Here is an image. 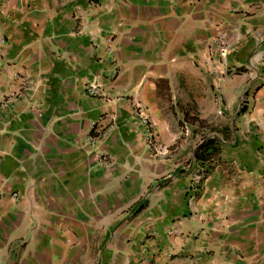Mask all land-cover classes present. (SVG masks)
Masks as SVG:
<instances>
[{
    "label": "crops",
    "instance_id": "obj_1",
    "mask_svg": "<svg viewBox=\"0 0 264 264\" xmlns=\"http://www.w3.org/2000/svg\"><path fill=\"white\" fill-rule=\"evenodd\" d=\"M0 104V264H264V0H0Z\"/></svg>",
    "mask_w": 264,
    "mask_h": 264
},
{
    "label": "built area",
    "instance_id": "obj_2",
    "mask_svg": "<svg viewBox=\"0 0 264 264\" xmlns=\"http://www.w3.org/2000/svg\"><path fill=\"white\" fill-rule=\"evenodd\" d=\"M209 47H213L212 48V50L214 51L213 55H216L215 60H216V62H218L222 66V68L225 72L226 70H225L224 57L227 55V47H226L224 37L221 36V37L217 38L214 41V43ZM213 60L214 59L209 54L206 61H205V65L207 67H209V69H212L211 67H212ZM88 91H89L90 95L96 94L95 89L92 87L89 88ZM3 106H4L3 104H0V110H2ZM137 112H138V117H139L140 121L142 122V124L144 125L145 130L147 132V138H148L150 147L153 149H157L158 145H156L154 137L151 134L150 122L148 121V118L146 117L144 110H142V108L140 106H137ZM202 139L200 140L199 143L202 142ZM158 150H161V148H159ZM205 176H206L205 168L202 165L198 164V166L196 167V169L194 171V174L190 178V191L193 194L200 191V186H201L202 182L205 180ZM191 199L194 200V196H192Z\"/></svg>",
    "mask_w": 264,
    "mask_h": 264
},
{
    "label": "trees",
    "instance_id": "obj_3",
    "mask_svg": "<svg viewBox=\"0 0 264 264\" xmlns=\"http://www.w3.org/2000/svg\"><path fill=\"white\" fill-rule=\"evenodd\" d=\"M187 119V116H185ZM194 121H199L197 118H191ZM219 152V141L215 138H203L202 142L197 144L194 149L193 156L194 160L198 164L202 165L205 168L206 174L209 173L210 163L217 157Z\"/></svg>",
    "mask_w": 264,
    "mask_h": 264
},
{
    "label": "rangeland",
    "instance_id": "obj_4",
    "mask_svg": "<svg viewBox=\"0 0 264 264\" xmlns=\"http://www.w3.org/2000/svg\"><path fill=\"white\" fill-rule=\"evenodd\" d=\"M216 161H217V159L215 158L211 163H216ZM207 176H208V173L206 174L205 179L207 178Z\"/></svg>",
    "mask_w": 264,
    "mask_h": 264
}]
</instances>
